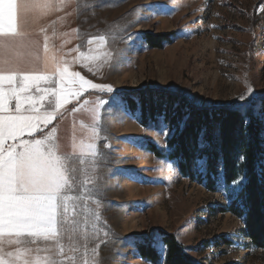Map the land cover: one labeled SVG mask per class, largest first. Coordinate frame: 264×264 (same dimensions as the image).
<instances>
[{"label": "rangeland", "instance_id": "374dc122", "mask_svg": "<svg viewBox=\"0 0 264 264\" xmlns=\"http://www.w3.org/2000/svg\"><path fill=\"white\" fill-rule=\"evenodd\" d=\"M39 2L46 6L33 12L34 27L41 25L48 54L56 53L57 38L63 36L64 50L59 48L58 55L68 61L69 71L113 90L88 89L71 97L46 129L55 126L57 142L68 151L73 140L86 146L92 109L101 99L111 100L98 107L100 135L94 143L101 157L96 171L89 172L99 191L69 203L75 224L62 240L63 255L55 258L63 264H149L139 258L131 239L149 238L163 253L158 233L165 232L198 264H264V253L245 250L238 234L241 221L218 212L226 202L222 189L208 193L198 182L182 178L175 163L147 152L146 142L165 147V128L140 127L138 113L130 116L118 97L163 89L199 107H217L264 96V0ZM169 33L172 43L160 50L146 47L144 34ZM81 53L99 59L73 63Z\"/></svg>", "mask_w": 264, "mask_h": 264}, {"label": "snow or ice", "instance_id": "6c2138e0", "mask_svg": "<svg viewBox=\"0 0 264 264\" xmlns=\"http://www.w3.org/2000/svg\"><path fill=\"white\" fill-rule=\"evenodd\" d=\"M45 6L39 0H0V81L11 86L7 93L0 91V264H63L55 257L63 255L62 240L75 224L69 218V203L99 191L89 172L96 171L101 157L94 143L100 135L98 107L111 100L101 99L92 109L91 142L86 146L73 140L68 151L57 142L56 127L46 129L71 97L79 98L88 89L111 93L112 88L70 72L68 61L55 52L49 55L47 45L42 66H19L16 50L23 47L25 35L19 25L24 14ZM99 42L102 45L104 38ZM87 44L92 45L93 40L88 39ZM82 59L95 61L99 57L81 53L72 62ZM21 93L25 94L23 100ZM163 135H168L166 128ZM167 171H174L171 163ZM238 183L233 181L234 186ZM88 184L92 187H85ZM68 238L71 241V236ZM13 247L14 251L7 250ZM41 251L48 255L40 257Z\"/></svg>", "mask_w": 264, "mask_h": 264}, {"label": "trees", "instance_id": "16d2710c", "mask_svg": "<svg viewBox=\"0 0 264 264\" xmlns=\"http://www.w3.org/2000/svg\"><path fill=\"white\" fill-rule=\"evenodd\" d=\"M173 33L144 34L149 49L172 43ZM126 112L142 128L168 130L165 147L146 142L154 158L176 164L179 175L208 193L223 191L228 213L242 223L245 250L264 253V96L244 105L199 107L176 92L156 89L121 92ZM243 157V159H241ZM233 181H238L233 185ZM163 253L152 240L133 237L138 256L149 264H198L173 234L159 232ZM230 244L229 242H226Z\"/></svg>", "mask_w": 264, "mask_h": 264}, {"label": "crops", "instance_id": "0c3cea01", "mask_svg": "<svg viewBox=\"0 0 264 264\" xmlns=\"http://www.w3.org/2000/svg\"><path fill=\"white\" fill-rule=\"evenodd\" d=\"M19 26L23 29L25 33L23 37V47L18 48L16 50L17 56L21 58L19 66L24 68H36L38 66H42V62L44 58L42 51L43 48H45V45H47L48 47V44L47 42L43 44V33H42L41 25L38 24L36 27H34L33 12L24 14L23 22L20 23ZM55 45H56L55 46L56 54L58 55L59 48H61V51L64 50V46H65L64 37L62 36L60 41L58 37ZM62 58L64 59L63 56ZM10 88L11 86L8 84L6 80L0 81V91L7 93L10 91ZM24 95L25 94L21 93L22 100ZM11 103L14 109L15 100H13ZM25 107H27V103H25ZM24 135L25 137L27 136V134ZM7 250L14 251L15 249L13 247V248H8Z\"/></svg>", "mask_w": 264, "mask_h": 264}]
</instances>
